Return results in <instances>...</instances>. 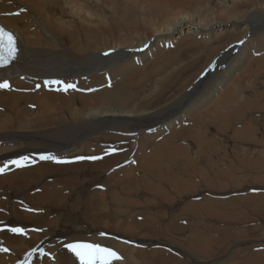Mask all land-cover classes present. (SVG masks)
Returning <instances> with one entry per match:
<instances>
[{
  "label": "bare ground",
  "instance_id": "obj_1",
  "mask_svg": "<svg viewBox=\"0 0 264 264\" xmlns=\"http://www.w3.org/2000/svg\"><path fill=\"white\" fill-rule=\"evenodd\" d=\"M0 23L19 47L0 68L10 85L0 89V167L25 155L35 161L0 173V221L27 229L0 228V248L9 250L0 264H14L11 250L21 247L55 252L61 238L33 227L52 226L60 209L67 229L79 232L60 241L111 247L122 257L112 264H264V245L239 263L215 257L229 230L236 240L254 230L207 222L226 216L227 197L172 207L180 189L206 176H257L264 167V0H0ZM47 80L77 87L57 91ZM106 147L117 151L105 156ZM41 153L103 159L56 164ZM57 168L68 176L42 177L25 196L15 191L31 188L32 173Z\"/></svg>",
  "mask_w": 264,
  "mask_h": 264
},
{
  "label": "rangeland",
  "instance_id": "obj_2",
  "mask_svg": "<svg viewBox=\"0 0 264 264\" xmlns=\"http://www.w3.org/2000/svg\"><path fill=\"white\" fill-rule=\"evenodd\" d=\"M217 1H219V0H217ZM202 73H204V72H202ZM204 76L205 75H201V74L198 75L196 77V79L193 81V84L190 83L187 86L188 87L187 90L190 92L193 88V85L200 83ZM10 145H12V144H10ZM10 145H8V146H10ZM27 165H28V163H27ZM99 174L101 176H103V172H100ZM249 174H253V172H250ZM31 175L32 176H27V177H31L30 180H32V182L29 184L31 188L26 189V190L21 189L19 191L18 188L16 187L15 191L17 192V194H23L25 196V194L30 193L32 191H33V193L39 191L40 189H37V188L40 184V180L42 177H44V179L46 181H48V180L51 181V180H56L57 178H60V177L68 176V174L65 173L64 170L61 168H57L55 171H51V169H50V172L47 173L45 176L38 175L36 172H34V174L32 173ZM46 176H47V178H46ZM85 177H88V176H85ZM85 177H83V178H85ZM205 179H207V180H205ZM205 179L196 181V185L195 184L192 185L186 191H184L185 189H180L178 192L179 195L174 193V194H176L175 202H174L173 206L172 205H170V206L177 208V207H179L180 204L184 205L187 202L197 204L196 200H199L202 196L207 195V194H215L214 196H217L220 198H226L227 197L226 199H224L225 203L223 205L226 209L225 210L226 216H223L222 219L220 218L219 222H216L217 219H215V218H211L210 220H207V222H213L214 224H216L217 227H219L220 229L222 228L221 230H224L227 227H233L234 230H237V229L241 228L242 226H249L250 228L253 227L254 230L247 233L248 236L237 239L238 241L236 239H234L232 231L229 230V232H228L229 236L227 235V238L223 239V241L226 245H223V244L220 245L218 242L215 243L217 245V249H218V253L215 254V257L216 258L219 257L222 260L225 259V257H227V256L229 258H237L236 263H239L244 257L256 254L257 251H259L258 250L259 249L258 247H260L259 245H264V226H263L264 202H260V200H256L259 203H254L251 201V199H247L244 201V198L248 197L246 195L251 196V195H255V193H256V194L261 195L260 199H262V198L264 199V167L258 171L257 176H227V177H222L219 180H216V178H214L212 176H206ZM88 181L90 182L91 179L87 178L85 180V182H83L82 184L86 185L89 183ZM36 183H37V185L34 187V185ZM4 184L2 183V185H4ZM61 184L62 183L60 182V185ZM84 185H82V186L78 185V186L71 188L69 190L68 189L66 190V188H65V189L61 190L60 193L62 194V197L64 198V196L66 197V195L69 194V192H74L77 188H79V189L84 188L83 187ZM25 188H27V187H25ZM54 192H56V191L54 190ZM10 194H11V190H10ZM14 200H15V198H14ZM163 205L166 207L169 206V204H167V203H163ZM2 207H3V205H2ZM6 207H8V206H6ZM20 208L22 209V207H20ZM64 208L66 209V202H65ZM61 211L64 212L66 210L60 209V210H58L56 212L54 211L52 213V216H54L55 219L57 218V221L55 223H52L53 224L52 226L50 224L47 227L45 226L44 228H42L43 226L40 227V225L39 226L36 225L38 227H33V229L46 230L47 231V234L45 235L46 238L52 239L53 241L56 239H60V238L64 239L70 235L78 234L79 232L75 233V231L67 229L68 227H66V219L63 218L62 215L60 214ZM27 212H30V211H27ZM72 215L76 217L77 213L73 212ZM186 216H188V212H185L184 214H182L181 218L185 219ZM48 218H50V216H48ZM233 222H234V224H233ZM7 226L10 227L9 225H7ZM4 227H5L4 224H0V228H4ZM223 227H225V228H223ZM57 228H58V230H57ZM51 231L53 232V234ZM60 231H62V232L59 233ZM35 232H37V231H35ZM55 232H58V233H55ZM37 233H40V232H37ZM60 240L58 242H56L57 244H55V246L57 248L54 247V250H55V252H59V255L57 258L61 259L60 260L61 264H66V261L73 262V264H79V261L74 257L73 254L68 252L67 249H63V251H60V249L62 248ZM80 241H82V240H80ZM84 242H89V241H84ZM225 246H226V250H225V252H222L221 250H223ZM152 247H161V246H159V244H156V245H152ZM172 247L175 248L174 250H176V252L178 254H181V255L183 254V252L181 251V249L177 245L175 246V244H173ZM3 248H5V247H3ZM38 248H40V247L36 248L37 251L34 253L33 257H36L35 260H38V259L39 260L36 261L37 263H34V264H40L41 263L40 255L39 256L37 255V254H39V253H37L39 251ZM24 249H25L24 247H21L18 249L11 250L12 255L10 256V258L15 262L14 264H18V262L21 259L22 260L24 259L25 253H27L24 251ZM21 250L23 253L21 252ZM7 253H9V250L7 251ZM225 253H227V254H225ZM70 258L72 260H70ZM202 261H204V260L202 259ZM193 262L197 263L196 261H193Z\"/></svg>",
  "mask_w": 264,
  "mask_h": 264
},
{
  "label": "snow or ice",
  "instance_id": "obj_3",
  "mask_svg": "<svg viewBox=\"0 0 264 264\" xmlns=\"http://www.w3.org/2000/svg\"><path fill=\"white\" fill-rule=\"evenodd\" d=\"M21 11H24V9H21ZM18 14V13H17ZM240 43H243V41H240ZM145 48L148 47L147 44L144 45ZM115 49H110L108 52H105L104 56H109L112 53H114ZM17 41L15 36L9 32L6 31L3 27H0V66H6L11 61L15 60L17 57ZM213 65H209L207 69H205V72L201 75H205L207 72L212 71ZM45 86L48 85H57L58 87L55 89L57 91H65L67 92L69 89H76L77 85L71 82H65L63 80H47L44 82ZM10 87L9 82L7 79H4L3 81H0V89H8ZM37 88L40 87L39 84L36 86ZM91 91V89H89ZM117 151L114 147H106L103 149L104 155L107 156L111 154L112 152ZM99 159H103L102 156L97 155H76L73 156L71 159H61L56 155H53L51 153H41L39 155L40 161H52L56 164H68L73 163L76 161H96ZM35 161L31 160L29 156H21L19 159L14 160H8L6 163L3 164L2 167H0V173H4L6 170H8L9 165H14L17 168L24 167L27 163H34ZM28 211H33L32 209H27ZM0 224H4L3 221H0ZM8 233L24 236L26 235L27 229L23 226H12L8 227L5 225L4 229ZM33 231H43L42 229H33ZM106 234L104 232L100 233V236H105ZM129 241H125V243H128ZM62 248L60 251H63V249H67L68 252L74 255V257L79 261V264H112L113 261H118L122 259V257L111 247L104 246L100 244L99 242H84V241H73V242H67V241H60ZM0 251L7 252V248H0ZM37 251L36 248H33L31 251H28L25 253L24 259L20 260L18 264H33V255ZM39 254L41 257H47L50 260L56 261V264H59V261L57 260V257L59 255V252H45L43 247L41 246L39 248Z\"/></svg>",
  "mask_w": 264,
  "mask_h": 264
}]
</instances>
